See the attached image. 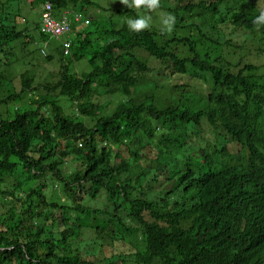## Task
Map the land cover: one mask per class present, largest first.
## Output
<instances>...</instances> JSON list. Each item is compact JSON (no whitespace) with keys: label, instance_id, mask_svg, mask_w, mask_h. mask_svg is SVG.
<instances>
[{"label":"trees","instance_id":"1","mask_svg":"<svg viewBox=\"0 0 264 264\" xmlns=\"http://www.w3.org/2000/svg\"><path fill=\"white\" fill-rule=\"evenodd\" d=\"M112 2L0 0V264H264V0Z\"/></svg>","mask_w":264,"mask_h":264},{"label":"built area","instance_id":"2","mask_svg":"<svg viewBox=\"0 0 264 264\" xmlns=\"http://www.w3.org/2000/svg\"><path fill=\"white\" fill-rule=\"evenodd\" d=\"M53 12L52 3L50 1L45 2L42 10L40 30L48 36L49 40H56L61 43L64 54L70 55L73 45V26L80 27L79 22L83 17L77 12L69 14L70 11L68 10L63 12L61 17H56ZM47 45L48 42L45 46Z\"/></svg>","mask_w":264,"mask_h":264},{"label":"clouds","instance_id":"3","mask_svg":"<svg viewBox=\"0 0 264 264\" xmlns=\"http://www.w3.org/2000/svg\"><path fill=\"white\" fill-rule=\"evenodd\" d=\"M121 3L130 9H135L139 13L140 10H145L144 15H138L137 18H128L126 23L130 31L140 33L150 29L152 16L149 13L156 12L162 7L161 0H121ZM163 25L162 31L171 33L175 25V16L172 14H164L161 16ZM253 24L260 26L264 25V10L259 12L253 20Z\"/></svg>","mask_w":264,"mask_h":264},{"label":"rangeland","instance_id":"4","mask_svg":"<svg viewBox=\"0 0 264 264\" xmlns=\"http://www.w3.org/2000/svg\"><path fill=\"white\" fill-rule=\"evenodd\" d=\"M109 3H111V4H113V2H112V0H107ZM154 19H156L155 21H156V23H158L160 20H159V18H156V17H154L153 19H152V21H151V23H154L155 21H153ZM42 45V44H41ZM44 56V55H43ZM39 63L42 65V66H46L47 67V70L45 71V74L46 73H48V71H52V70H54V69H56V68H58V66H59V64L58 63H51V64H49V65H47V63L44 61V60H41V59H39ZM86 67H87V69H89V65H88V63L86 62V60H83V61H80L79 63H77V65H76V70H78V71H81V70H83V69H86ZM22 68H19V70H21ZM45 76V75H44ZM161 94H165V95H168V93L167 92H165V91H161ZM107 100V98L105 99H101V102H104V101H106ZM65 105H67V106H69L70 104L66 101L65 102ZM112 106H114V105H112ZM0 109H1V107H0ZM2 110V109H1ZM65 145H66V143H65ZM51 184V183H50ZM57 184H53V189H52V191L51 190H49V194H52V193H56L57 191H58V188H57ZM95 202H93V204H94ZM97 204V206H101L102 205V199H99L98 200V202L96 203ZM129 245H122L120 248H119V252H121V251H124V252H126L127 254H129ZM128 264H133V263H131V262H128Z\"/></svg>","mask_w":264,"mask_h":264}]
</instances>
